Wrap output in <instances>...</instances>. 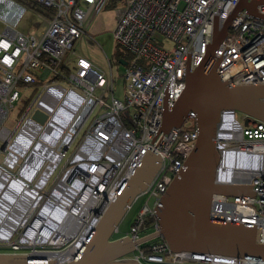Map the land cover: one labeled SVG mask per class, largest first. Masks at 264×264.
I'll use <instances>...</instances> for the list:
<instances>
[{
  "label": "built area",
  "instance_id": "2783aa9c",
  "mask_svg": "<svg viewBox=\"0 0 264 264\" xmlns=\"http://www.w3.org/2000/svg\"><path fill=\"white\" fill-rule=\"evenodd\" d=\"M34 1L53 12L39 37L18 32L7 15L0 16V249L66 264L148 153L159 158L160 166L139 195L146 201L126 237L138 241L158 232L155 209L185 169L198 137L194 112L179 127L161 133L164 108L174 107L188 73L207 55L214 31L230 19L206 67L214 64L229 87L264 86V0H246L249 6L257 3V16L245 9L233 16L241 0H126L113 38L124 53L143 57L147 66L125 61L123 100L113 96L111 73L107 77L83 57L63 61L86 35L88 15L90 23L106 0ZM21 88L31 90L29 99L35 96L10 131L3 123L23 97ZM36 112L42 121L33 119ZM235 113H220L214 182L250 186L254 197L214 194L209 218L252 226L255 242L264 245V122L251 119L243 127ZM185 122L193 129H185ZM194 257L174 254L155 238L125 258L140 264H264Z\"/></svg>",
  "mask_w": 264,
  "mask_h": 264
},
{
  "label": "water",
  "instance_id": "95a60500",
  "mask_svg": "<svg viewBox=\"0 0 264 264\" xmlns=\"http://www.w3.org/2000/svg\"><path fill=\"white\" fill-rule=\"evenodd\" d=\"M256 5L249 6L246 0H241L233 16L242 9L257 16ZM230 21L221 31H214L207 55L199 67L188 73L185 90L174 107L171 110L164 108L161 133L179 127L187 113L194 112L198 137L185 161V169L173 179L167 194L155 209L158 232L138 241L129 237L112 238L128 208L145 191L160 166L159 158L148 153L104 210L78 253L66 264H140L125 257L132 254L137 245L155 238H162L172 253L190 258L208 255L264 261V245L255 242L254 227L209 218L214 194L254 197L250 186H220L214 182L219 162L214 138L220 113L230 110L247 117V123L251 119L264 122V86L229 87L218 77L214 64L206 67L209 57L226 35ZM118 62L126 66L124 60ZM33 119L42 121L44 116L36 112ZM0 264L56 263L30 259L22 254L1 253Z\"/></svg>",
  "mask_w": 264,
  "mask_h": 264
},
{
  "label": "rangeland",
  "instance_id": "374dc122",
  "mask_svg": "<svg viewBox=\"0 0 264 264\" xmlns=\"http://www.w3.org/2000/svg\"><path fill=\"white\" fill-rule=\"evenodd\" d=\"M126 0H106L100 11L95 18L89 23L90 15L87 17L86 35L77 41L74 48L69 50L64 56V62L69 61L72 57H83L93 63L94 66L101 71L112 74L113 78V96L118 100H123L124 84L121 75L125 70V66L119 64V56L122 57L123 51L116 45L113 32L117 24V13L125 5ZM84 7V6H83ZM85 8V7H84ZM7 15L11 20V26L18 32L24 35H33L39 37L47 28V21L39 15L28 11L21 4L14 0H0V16ZM1 29V28H0ZM167 42L164 43L166 45ZM169 47V44H167ZM74 51V52H73ZM125 55V60L130 64L136 63L137 65L146 68L147 61L143 57H136ZM109 62V67H108ZM20 94L23 95L20 101L13 105V109L9 111L8 118L3 123V127L13 131L20 118L23 116L28 101H32L31 90L19 89ZM235 120L241 126H247V117L243 114L236 112ZM183 127L187 130H192L193 126L185 122ZM72 149L67 152V157L62 161L61 165L54 172L47 189H49L57 176L61 173L67 159L70 157ZM3 154L0 157V161ZM146 201L145 196H138L136 200L128 208L118 225L117 233L113 239L126 237L129 233L130 225L135 218L139 208ZM3 253H10V251L0 250ZM188 264H200L197 261L189 260Z\"/></svg>",
  "mask_w": 264,
  "mask_h": 264
},
{
  "label": "trees",
  "instance_id": "16d2710c",
  "mask_svg": "<svg viewBox=\"0 0 264 264\" xmlns=\"http://www.w3.org/2000/svg\"><path fill=\"white\" fill-rule=\"evenodd\" d=\"M14 1L18 2L19 4H21L28 11L39 15L40 17H42L46 21L50 20L52 18L53 12L51 10H49V9L39 5V4H37L34 0H14ZM124 54H122V57L119 56V60H124L125 59V55ZM124 61H126V60H124Z\"/></svg>",
  "mask_w": 264,
  "mask_h": 264
},
{
  "label": "clouds",
  "instance_id": "9594fccd",
  "mask_svg": "<svg viewBox=\"0 0 264 264\" xmlns=\"http://www.w3.org/2000/svg\"><path fill=\"white\" fill-rule=\"evenodd\" d=\"M194 260H200V258L198 256L194 257Z\"/></svg>",
  "mask_w": 264,
  "mask_h": 264
},
{
  "label": "flooded vegetation",
  "instance_id": "af4514ba",
  "mask_svg": "<svg viewBox=\"0 0 264 264\" xmlns=\"http://www.w3.org/2000/svg\"><path fill=\"white\" fill-rule=\"evenodd\" d=\"M114 235H115V234H114ZM114 235H113V236H114ZM113 236H112V238H113Z\"/></svg>",
  "mask_w": 264,
  "mask_h": 264
}]
</instances>
